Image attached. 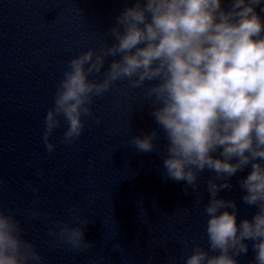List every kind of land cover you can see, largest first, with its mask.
I'll list each match as a JSON object with an SVG mask.
<instances>
[{"label":"clouds","instance_id":"obj_1","mask_svg":"<svg viewBox=\"0 0 264 264\" xmlns=\"http://www.w3.org/2000/svg\"><path fill=\"white\" fill-rule=\"evenodd\" d=\"M261 13L262 0H133L116 17L98 49L90 48L68 62L45 116L42 138L52 153L56 145L50 137L60 127V118L67 122L62 142L74 143L84 128L82 118L92 115L95 97L122 80L142 90L158 130L134 135L135 150H156L155 141L163 132L165 178L184 181L186 192L191 188L196 194L197 206L202 203L200 174H214L206 183L209 198L204 204L208 249L194 246L184 264H238L236 257L249 250L246 241L252 242L255 252L252 264H264ZM102 72V79L89 78ZM246 169L247 175L237 181L240 202L256 211L238 224L237 201L219 193L231 191L232 178ZM25 215L32 220L41 213L30 208ZM87 222L64 223L54 234L73 250L90 249L92 244L84 239ZM0 264H46L36 243L25 238L16 210L6 208L3 201Z\"/></svg>","mask_w":264,"mask_h":264}]
</instances>
